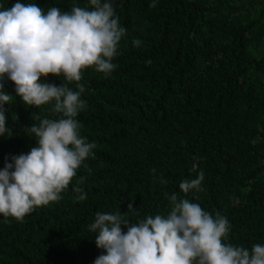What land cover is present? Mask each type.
Instances as JSON below:
<instances>
[{
    "label": "trees",
    "instance_id": "1",
    "mask_svg": "<svg viewBox=\"0 0 264 264\" xmlns=\"http://www.w3.org/2000/svg\"><path fill=\"white\" fill-rule=\"evenodd\" d=\"M16 2L0 0V6ZM19 2L45 12L89 4ZM113 2L127 29L113 59L117 68L107 77L85 69L79 82L86 104L77 118L82 135L96 144L84 161L91 172L82 165L59 201L36 207L23 221L0 215V264H94L106 254L88 229L95 213L123 214L133 203L140 215H126L132 222L166 215L165 192L226 216L225 243L264 245V0H156V7L153 0ZM41 79L64 83L63 75ZM2 83L12 100L4 105L11 135L0 136V170L37 145L24 130L39 123L36 116L58 115L54 101L29 106L13 81ZM76 83L68 86L77 91ZM197 158L203 191L185 194L179 184L196 178ZM76 186L86 200L77 199Z\"/></svg>",
    "mask_w": 264,
    "mask_h": 264
},
{
    "label": "clouds",
    "instance_id": "2",
    "mask_svg": "<svg viewBox=\"0 0 264 264\" xmlns=\"http://www.w3.org/2000/svg\"><path fill=\"white\" fill-rule=\"evenodd\" d=\"M151 6L156 7V0ZM0 8V136L11 135L4 105L12 96L3 91L5 77L15 83L25 104L39 107L54 101L52 111L58 114L36 116L39 123L24 130L35 136L37 145L27 154L11 156L0 170V215L23 221L36 207L59 201L82 165L91 172L84 161L94 156L96 144L82 135L83 124L77 118L86 104L81 99L85 87L79 82L85 69L107 77L117 68L113 59L127 29L119 23L113 0H89L88 6L73 4L68 11L52 6L45 12L36 3L19 0ZM133 45L140 47L141 41L134 39ZM49 75H63L64 83L42 81ZM72 82H77V91L68 86ZM191 171L196 178L179 184L185 194L203 191L205 176L198 171V158ZM159 183L167 181L161 177ZM74 191L78 200L87 199L83 188L76 186ZM164 195L168 213L137 222L125 218L140 215L133 203L123 214L97 211L88 229L106 254L94 264H264V245L249 249L224 242L231 225L219 211L213 215L175 192Z\"/></svg>",
    "mask_w": 264,
    "mask_h": 264
}]
</instances>
